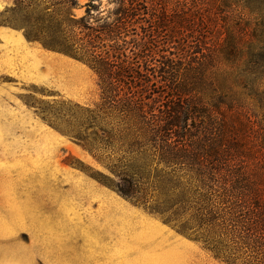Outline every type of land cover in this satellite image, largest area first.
Listing matches in <instances>:
<instances>
[{"label": "trees", "instance_id": "16d2710c", "mask_svg": "<svg viewBox=\"0 0 264 264\" xmlns=\"http://www.w3.org/2000/svg\"><path fill=\"white\" fill-rule=\"evenodd\" d=\"M109 3L95 18L99 5L90 4L76 17V0H14L11 10L26 40L97 76L99 102L81 111L73 139L109 172L98 181L123 199L228 264H264V207L241 165L232 168L246 158L235 145L248 127L233 84L264 97V44L253 52L251 42L242 70H232V33L212 35L199 12L161 18L155 0ZM220 62L230 63L227 79L213 81L208 72Z\"/></svg>", "mask_w": 264, "mask_h": 264}, {"label": "rangeland", "instance_id": "374dc122", "mask_svg": "<svg viewBox=\"0 0 264 264\" xmlns=\"http://www.w3.org/2000/svg\"><path fill=\"white\" fill-rule=\"evenodd\" d=\"M76 3V17L85 15L86 4L99 5L90 9L93 18L112 8L109 0ZM155 3L161 18L197 11L213 26L212 35L229 30L237 50L232 70H242L251 42L253 52L264 44V0ZM13 8L14 0H0V264H228L98 181L97 173L109 172L72 137L81 111L99 102L97 76L26 40ZM229 65L217 63L209 78L227 79ZM233 85L243 93L248 127L235 145L246 158L232 168L241 165L245 185L264 207V97ZM257 89L264 92V81Z\"/></svg>", "mask_w": 264, "mask_h": 264}]
</instances>
